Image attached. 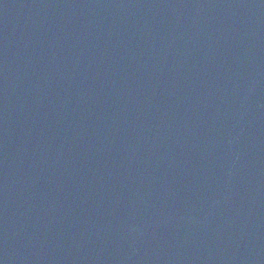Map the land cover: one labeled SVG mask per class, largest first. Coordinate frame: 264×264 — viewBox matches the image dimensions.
Returning a JSON list of instances; mask_svg holds the SVG:
<instances>
[{"label":"water","instance_id":"95a60500","mask_svg":"<svg viewBox=\"0 0 264 264\" xmlns=\"http://www.w3.org/2000/svg\"><path fill=\"white\" fill-rule=\"evenodd\" d=\"M0 264H264V0H0Z\"/></svg>","mask_w":264,"mask_h":264}]
</instances>
